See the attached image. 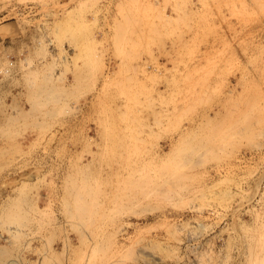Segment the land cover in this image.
I'll return each mask as SVG.
<instances>
[{
	"label": "rangeland",
	"instance_id": "1",
	"mask_svg": "<svg viewBox=\"0 0 264 264\" xmlns=\"http://www.w3.org/2000/svg\"><path fill=\"white\" fill-rule=\"evenodd\" d=\"M0 264H264V0H0Z\"/></svg>",
	"mask_w": 264,
	"mask_h": 264
},
{
	"label": "bare ground",
	"instance_id": "2",
	"mask_svg": "<svg viewBox=\"0 0 264 264\" xmlns=\"http://www.w3.org/2000/svg\"><path fill=\"white\" fill-rule=\"evenodd\" d=\"M171 146H173V144L171 145ZM161 149V148H160ZM161 151V150H160ZM165 154V153H164Z\"/></svg>",
	"mask_w": 264,
	"mask_h": 264
}]
</instances>
